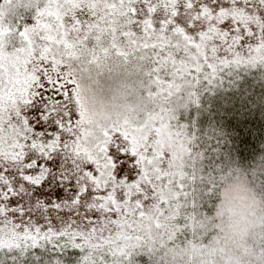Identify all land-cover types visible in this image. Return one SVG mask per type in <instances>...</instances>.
Instances as JSON below:
<instances>
[{"label":"snow or ice","instance_id":"1","mask_svg":"<svg viewBox=\"0 0 264 264\" xmlns=\"http://www.w3.org/2000/svg\"><path fill=\"white\" fill-rule=\"evenodd\" d=\"M257 64L264 0H0V248L264 264V229L234 253L198 212L176 123L202 82Z\"/></svg>","mask_w":264,"mask_h":264},{"label":"trees","instance_id":"2","mask_svg":"<svg viewBox=\"0 0 264 264\" xmlns=\"http://www.w3.org/2000/svg\"><path fill=\"white\" fill-rule=\"evenodd\" d=\"M198 102L177 110V125L185 126L190 138V170L198 212L211 217L219 197L216 188L207 193L225 172L250 175L258 186L264 182V65L220 71L212 83L196 90ZM207 193V194H206ZM0 264H80L82 253L69 245H42L26 255ZM159 256L143 249L133 253L129 264H157Z\"/></svg>","mask_w":264,"mask_h":264},{"label":"clouds","instance_id":"3","mask_svg":"<svg viewBox=\"0 0 264 264\" xmlns=\"http://www.w3.org/2000/svg\"><path fill=\"white\" fill-rule=\"evenodd\" d=\"M222 177L215 185L219 199L211 218L222 245L235 253L251 234L264 229V192L242 172Z\"/></svg>","mask_w":264,"mask_h":264},{"label":"rangeland","instance_id":"4","mask_svg":"<svg viewBox=\"0 0 264 264\" xmlns=\"http://www.w3.org/2000/svg\"><path fill=\"white\" fill-rule=\"evenodd\" d=\"M248 65H240V66H229L227 68H224L222 69L221 71L223 70H233V69H238V68H242V67H246ZM25 219H27V217H25ZM42 223V222H41ZM45 244H49V245H57V244H60L61 245H69L71 246V244L67 243L65 240H60V241H52V242H49V241H46V240H41L39 241L37 244L35 245H32L30 242L25 244V245H22L20 247H3V248H0V259L2 257H4V254H10L8 255L7 257H5L6 259H10V260H13L14 259V256L17 255V256H20V255H26L27 252L29 251H32V250H36V249H41L42 248V245H45ZM72 247V246H71ZM76 249V248H75ZM79 251V254L82 253L81 250L77 249ZM83 255V253H82ZM82 255H80V257H82Z\"/></svg>","mask_w":264,"mask_h":264}]
</instances>
